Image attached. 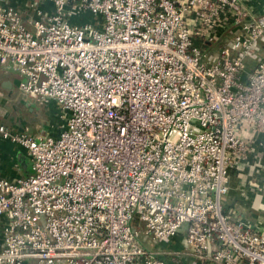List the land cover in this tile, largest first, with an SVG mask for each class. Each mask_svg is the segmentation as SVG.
I'll list each match as a JSON object with an SVG mask.
<instances>
[{
  "label": "built area",
  "instance_id": "built-area-1",
  "mask_svg": "<svg viewBox=\"0 0 264 264\" xmlns=\"http://www.w3.org/2000/svg\"><path fill=\"white\" fill-rule=\"evenodd\" d=\"M30 4L24 17L0 0V71L64 123H0L32 170L0 176V264H264V209L228 200L262 167L264 7Z\"/></svg>",
  "mask_w": 264,
  "mask_h": 264
},
{
  "label": "crops",
  "instance_id": "crops-1",
  "mask_svg": "<svg viewBox=\"0 0 264 264\" xmlns=\"http://www.w3.org/2000/svg\"><path fill=\"white\" fill-rule=\"evenodd\" d=\"M18 8L24 17H28L30 6L33 0H3ZM255 11H261L264 7V0H252ZM40 7L50 10V2H39ZM77 23L80 19H73ZM17 74L12 71H0V123L18 131L26 129L34 136L37 135H58L64 119L55 102L49 100L45 103H39L30 98L22 97L17 90ZM7 83L8 87L3 86ZM264 140V138H263ZM261 158L262 167L254 176L247 175L252 179L255 185L244 180L233 178L231 183L230 198L228 200H237L240 210L251 219H259L258 212L264 209V147ZM245 173L249 169L244 170ZM31 162L24 148L0 137V176L5 178H15L31 173ZM238 184H244L245 191L239 190ZM243 185V186H244ZM264 219V218H263ZM1 243V241H0Z\"/></svg>",
  "mask_w": 264,
  "mask_h": 264
},
{
  "label": "water",
  "instance_id": "water-1",
  "mask_svg": "<svg viewBox=\"0 0 264 264\" xmlns=\"http://www.w3.org/2000/svg\"><path fill=\"white\" fill-rule=\"evenodd\" d=\"M83 15H84V18L82 20H80L79 22H81V23L82 22H84V23H90V22H92V20H93L92 16H90L87 13H85ZM3 86L8 87V84L5 82V83H3Z\"/></svg>",
  "mask_w": 264,
  "mask_h": 264
}]
</instances>
